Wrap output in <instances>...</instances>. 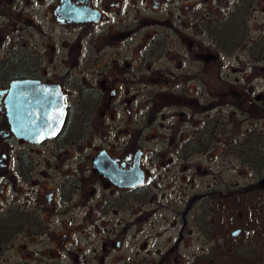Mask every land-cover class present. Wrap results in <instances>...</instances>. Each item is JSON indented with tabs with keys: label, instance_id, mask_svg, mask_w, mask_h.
I'll list each match as a JSON object with an SVG mask.
<instances>
[{
	"label": "flooded vegetation",
	"instance_id": "obj_1",
	"mask_svg": "<svg viewBox=\"0 0 264 264\" xmlns=\"http://www.w3.org/2000/svg\"><path fill=\"white\" fill-rule=\"evenodd\" d=\"M225 1L0 0V35L12 40L0 55V264H165L163 254L148 258L144 242L152 199L146 162L164 163L168 151H147L145 133L169 109L172 139L179 122L187 127L175 141L180 160L212 150L225 102L206 95L215 89L211 68L220 62L212 73L225 92L221 58L240 61L242 46L230 56L222 47L240 41L246 13L258 2L234 0L229 8ZM35 34L42 52L26 40ZM13 82L34 84L11 103ZM60 97L62 109L49 111ZM165 97L170 103L157 106ZM20 102L30 125L55 124L63 111L61 127L32 132V140L19 136L11 124L19 111L10 118L8 108ZM196 112L203 115L197 123ZM116 114L123 128L106 127ZM99 138L106 145L92 147ZM135 168L142 185L133 183ZM211 216L197 225L209 237L218 232ZM132 228L144 243L126 250ZM182 240L183 232L169 252ZM209 260L198 254L191 264Z\"/></svg>",
	"mask_w": 264,
	"mask_h": 264
},
{
	"label": "rangeland",
	"instance_id": "obj_2",
	"mask_svg": "<svg viewBox=\"0 0 264 264\" xmlns=\"http://www.w3.org/2000/svg\"><path fill=\"white\" fill-rule=\"evenodd\" d=\"M225 2L229 8L235 3L234 0ZM245 18L249 28L248 41L261 37L264 34V0L254 2ZM0 38L3 39L0 42V55L9 53L11 38L8 35H0ZM26 40L32 42L28 45H34L36 52L41 51L42 39L36 34L34 42L30 37ZM221 60L227 82L226 91L223 92L218 80H214L212 72L220 63L215 61L216 66L211 68L210 81L215 89L206 95L213 96L217 101L222 98V103L225 102L224 108L219 111L223 127L213 139L212 150L209 153L196 154L189 160H180L177 157L175 141L180 140L186 133L187 127L179 122V135L173 140L175 128H172L173 125L168 120L173 112L169 109L162 107L164 110L161 111L158 120L147 127L146 141L143 143L146 150L162 147L168 153L164 155V163L152 162L151 157L147 159V183L152 190V199L151 197L148 199L145 210L146 239L145 241L141 240V237L139 239L133 234L135 228H132L129 245L125 246L126 250L145 242L146 249L150 251V254H147L149 259H162L163 254L165 264H191L192 259L198 254L204 253L212 259L217 258L223 251H232L233 248L248 244L251 245V251L261 254L264 258V205L258 192L236 197L213 196L208 200L198 198L193 202L191 209L187 210L185 222L181 217L186 212L189 199L193 195L200 196L210 191L225 193L236 188L250 187L257 181V177L248 166L243 165L230 145L249 131L264 132V117H260L257 111L248 115L246 108L249 107V103L244 100L242 102L248 94L254 100L264 96V60H251L247 54L242 55L240 61L226 56ZM168 101L165 97L157 106L170 103ZM151 109L148 112H151ZM120 116L116 114L115 120L110 117L106 127L115 122L114 128H123V122L117 121ZM202 117L201 113L196 112L195 122L197 123ZM92 144V147L106 145L101 138ZM207 214L212 215L210 219H214L211 220L209 227L214 226L218 229V232L211 234L210 237V233L207 235L197 229L199 219ZM53 223L56 224L57 221L52 220ZM183 225L185 227H182ZM237 230L241 232L233 235ZM181 232H183L182 242L170 253ZM219 246L220 248H216Z\"/></svg>",
	"mask_w": 264,
	"mask_h": 264
},
{
	"label": "trees",
	"instance_id": "obj_3",
	"mask_svg": "<svg viewBox=\"0 0 264 264\" xmlns=\"http://www.w3.org/2000/svg\"><path fill=\"white\" fill-rule=\"evenodd\" d=\"M244 10L247 8L244 6ZM248 30L245 20L242 22V37L237 44L226 42L222 47L225 49L226 55H229L231 50L238 48L241 44L242 55L247 54L249 59L256 61L264 60V34L254 41H248ZM231 35L234 37V30H229ZM248 101L249 107L246 108V113L252 115L255 111L258 112L260 117H264V96L260 97L258 100H254L249 94L246 99H242V102ZM210 127L209 137L212 134V127ZM231 150L234 154L241 160L243 165L248 166L254 175L257 177V181L250 185V187L236 188L233 190H228L227 192L221 191H210L205 193L203 196L210 198L213 196H218L220 198L224 197H236L244 196L253 192H258L261 194V200L264 205V132L259 131H249L244 133L241 139L234 140L230 145ZM202 196V195H201ZM200 196H195L194 199ZM246 248V249H245ZM252 248L248 247H238L233 248L232 251H223L219 254L217 258H210L205 264H264V258L261 254L251 251Z\"/></svg>",
	"mask_w": 264,
	"mask_h": 264
},
{
	"label": "water",
	"instance_id": "obj_4",
	"mask_svg": "<svg viewBox=\"0 0 264 264\" xmlns=\"http://www.w3.org/2000/svg\"><path fill=\"white\" fill-rule=\"evenodd\" d=\"M33 84L32 82H13L11 83V89H10V102L13 101L12 100V96H14L15 93L18 92V90H20L21 88H30V87H33ZM35 87H39L37 86V83L36 85H34ZM39 88H48L46 86H42V87H39ZM48 91V90H46ZM12 103V102H11ZM48 106V105H47ZM46 106V107H47ZM63 107V98L60 97L59 100H54L52 101V103L48 106V110L49 111H53L54 109H62ZM9 116L10 118L11 117H15L14 116V111H19V119H12V126L14 127L15 129V133L17 132V134L21 137H24L25 139H28V140H32V132H38L40 131L41 134L43 133V131L45 129H47L48 127H50L51 125L53 124H50V123H42V124H38V121H35L32 125L31 122H29V120L27 119V114H28V105H26L25 103H18V104H14V105H9ZM47 110V109H45ZM53 114L51 113V116ZM17 116V115H16ZM63 119H64V112L63 111H60L59 115H57L53 121H55L56 123L54 124L55 127H57L58 129L61 127L62 123H63ZM18 120V122H17ZM15 127H17L18 129H16ZM47 134H45L44 136H46ZM102 156V155H101ZM97 164V163H96ZM137 169V168H135ZM135 173V172H134ZM136 177L134 179V184H141L144 182L143 181V175L142 173L137 169V172H136ZM133 175V174H132ZM133 185V184H131ZM239 233V230H237L236 232L233 233V235H237Z\"/></svg>",
	"mask_w": 264,
	"mask_h": 264
}]
</instances>
